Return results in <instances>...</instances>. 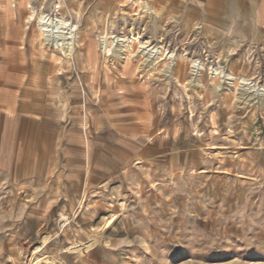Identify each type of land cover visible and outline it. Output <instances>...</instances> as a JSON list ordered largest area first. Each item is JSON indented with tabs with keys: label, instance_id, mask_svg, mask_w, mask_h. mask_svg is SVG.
<instances>
[{
	"label": "rangeland",
	"instance_id": "1",
	"mask_svg": "<svg viewBox=\"0 0 264 264\" xmlns=\"http://www.w3.org/2000/svg\"><path fill=\"white\" fill-rule=\"evenodd\" d=\"M51 1L27 3L22 21L31 40ZM76 1L67 4L70 16L63 13L79 25L73 56L61 55L42 39L27 46L34 73L46 69L49 74L48 82L33 87L42 103L52 106L56 130H50V150L60 147L59 128L65 123L57 116L63 109L59 100L70 85L82 100L65 107H81V124L85 109L89 120V111H104L118 98L108 92L143 90L153 137L165 132L166 140L151 152L137 187L109 183L83 190L81 185L80 191L66 189L42 204L34 188L10 184L0 174V264H264V45L256 44L243 19L216 28L202 26L199 19L186 21L179 7L156 0ZM33 11L35 19L27 24ZM110 21L111 35L140 33L163 48L162 55L149 70L142 66L146 56L138 44L124 63L105 59L100 47L102 59L90 62L92 69L80 67L89 77L83 94L72 77L85 52L82 27L85 22L95 27L101 46ZM165 50L175 59H166ZM195 62L204 67L200 87ZM168 67H173L170 77ZM213 67L235 81L212 77ZM242 78L253 83L252 90L242 86ZM89 124L93 129V121Z\"/></svg>",
	"mask_w": 264,
	"mask_h": 264
},
{
	"label": "crops",
	"instance_id": "2",
	"mask_svg": "<svg viewBox=\"0 0 264 264\" xmlns=\"http://www.w3.org/2000/svg\"><path fill=\"white\" fill-rule=\"evenodd\" d=\"M70 1L67 0L63 10L68 16L71 15L67 5ZM90 1L77 0L76 3ZM156 1L160 6L179 7L184 20L199 19L202 26L220 28L231 19H243L256 44L264 45V0ZM28 2L31 0H0V174L10 184L25 182L34 188L42 204L49 202L50 195H62L66 189L80 191L81 185L83 190L101 188L109 183L128 188L139 186L146 176L145 167L151 162V152L160 149L166 140L165 132L153 137V122L148 120L143 90L137 88L135 95L127 90L120 94L116 90L108 92L109 98L115 95L118 98L111 100L104 111H89L87 141L84 121L81 124L78 117L81 107H65L71 101L82 100L70 85L68 95L59 100L63 109L57 116L65 123L59 128L60 147L50 150L49 142L53 139L50 130L56 128L50 123L52 106L48 101L42 103L33 87V82H48L49 74L46 69L35 74L32 67L27 48L33 44L29 36L31 29L22 21ZM82 29L87 30V36L85 52L76 61L79 73L75 77L72 75L77 82L84 75L82 65L92 69L90 62L102 59L95 27L85 22ZM101 71L102 67L98 81L102 80ZM126 76L134 77L127 71ZM91 121L94 130L90 127ZM98 125L102 127L97 129ZM174 134L172 131V136ZM52 154L57 156L50 157ZM56 162L59 166L55 167ZM54 172L55 184L49 186L50 173Z\"/></svg>",
	"mask_w": 264,
	"mask_h": 264
},
{
	"label": "bare ground",
	"instance_id": "3",
	"mask_svg": "<svg viewBox=\"0 0 264 264\" xmlns=\"http://www.w3.org/2000/svg\"><path fill=\"white\" fill-rule=\"evenodd\" d=\"M47 2H48V0H47ZM66 3H67V1H66ZM66 3L61 6L62 11L64 10ZM35 15H36L35 11H33V14L29 17V19L26 21V23L27 24L31 23L35 19ZM58 20L61 24V28L63 31L62 38L64 41V43L62 44L63 48L58 49L59 50L58 52L61 55H70L72 52L73 46L75 45L76 39L80 38V36L78 34L79 33L78 22L74 23L73 21H70L69 18L63 17V15ZM46 21H47V17L45 15V13L41 14L38 17V20H37V30L38 31L34 34V37L32 39L33 43L38 42L41 39L45 40V42H49V40H48L49 36H47L46 30H45L46 29L45 28ZM111 24H112L111 21L108 22L107 31L110 29ZM112 29L113 28H111V31H112ZM134 44H138L140 49L143 50L144 57L146 56V58H144L145 62L142 64V66L149 68V70L153 69L154 67H157L156 65L158 64V62L155 60H156V58H159L162 55L163 48L147 42L146 40H144L141 37L140 33H134L130 37H119L116 35H111V33H109V31H108V32H106V34L103 37H101V46L100 47H101V50H102V53H103V56L105 59L114 58L115 60L123 61V63H124V61H128L130 59V56L132 55V52L134 50L133 49ZM165 51L167 52L165 54L166 59H169V60L175 59L174 58L175 56L172 52L167 51V50H165ZM70 56H73V55H70ZM134 57L135 56H133V58ZM123 63H120V65ZM193 69H194L195 76H196L194 81L197 82L195 86L200 87L201 86L200 76H201V72L204 71V67L201 63L195 62L193 65ZM211 70H212V77H214V78H216L219 75H223V77H225V76L228 77L227 79L230 81H235V79H236L232 74L224 73L222 71L221 67H216V68L213 67ZM172 71H173V67L166 68V70H165L166 76L170 77ZM88 78L89 77H88L87 72H85L83 76L78 78V82H79V85L81 86V91L83 94L85 93L84 84L87 82ZM241 84L243 87H249V89L251 88V90H252L253 83L250 82L249 80L242 78ZM248 93H246V94H248ZM262 93L264 94V90H262ZM82 106H83V109H85L86 104L85 105L83 104ZM84 113H85V116H84L83 127L85 128V136H86V140L88 141L89 134L87 133V109H85ZM63 219H66V217H64ZM40 262L41 261H39L37 264H39Z\"/></svg>",
	"mask_w": 264,
	"mask_h": 264
},
{
	"label": "built area",
	"instance_id": "4",
	"mask_svg": "<svg viewBox=\"0 0 264 264\" xmlns=\"http://www.w3.org/2000/svg\"><path fill=\"white\" fill-rule=\"evenodd\" d=\"M67 0H52L49 11L45 12L47 17L45 30L48 37L49 42H46L47 46L53 48L56 51L58 49L63 48V31L61 28V24L59 22V18L62 17L63 11L61 6L66 3ZM79 38L76 39L75 45L73 46L71 54H74L75 51L79 48Z\"/></svg>",
	"mask_w": 264,
	"mask_h": 264
}]
</instances>
